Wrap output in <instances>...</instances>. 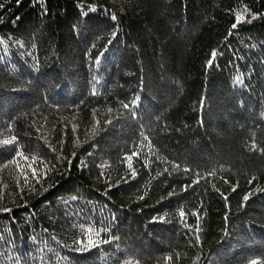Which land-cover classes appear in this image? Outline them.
<instances>
[{
    "label": "trees",
    "instance_id": "1",
    "mask_svg": "<svg viewBox=\"0 0 264 264\" xmlns=\"http://www.w3.org/2000/svg\"><path fill=\"white\" fill-rule=\"evenodd\" d=\"M252 260L264 0H0V264Z\"/></svg>",
    "mask_w": 264,
    "mask_h": 264
},
{
    "label": "snow or ice",
    "instance_id": "2",
    "mask_svg": "<svg viewBox=\"0 0 264 264\" xmlns=\"http://www.w3.org/2000/svg\"><path fill=\"white\" fill-rule=\"evenodd\" d=\"M126 107H127V105H126ZM4 143H5V144H8V143H11V141H5ZM181 215H183V213H181ZM250 264H258V262H257L256 260H252V261L250 262Z\"/></svg>",
    "mask_w": 264,
    "mask_h": 264
}]
</instances>
